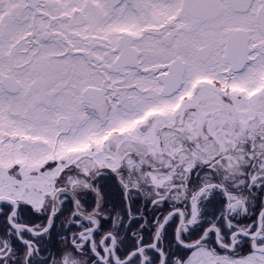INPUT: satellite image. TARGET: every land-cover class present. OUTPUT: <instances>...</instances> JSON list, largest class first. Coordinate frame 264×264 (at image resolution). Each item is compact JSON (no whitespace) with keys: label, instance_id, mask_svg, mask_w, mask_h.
Returning <instances> with one entry per match:
<instances>
[{"label":"snow or ice","instance_id":"6c2138e0","mask_svg":"<svg viewBox=\"0 0 264 264\" xmlns=\"http://www.w3.org/2000/svg\"><path fill=\"white\" fill-rule=\"evenodd\" d=\"M0 264H264V0H0Z\"/></svg>","mask_w":264,"mask_h":264}]
</instances>
